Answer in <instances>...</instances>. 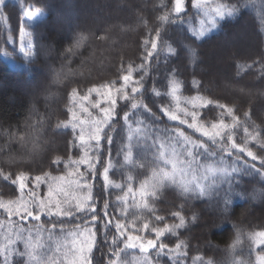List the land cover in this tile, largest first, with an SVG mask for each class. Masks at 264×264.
<instances>
[{"label": "trees", "instance_id": "16d2710c", "mask_svg": "<svg viewBox=\"0 0 264 264\" xmlns=\"http://www.w3.org/2000/svg\"><path fill=\"white\" fill-rule=\"evenodd\" d=\"M185 4V12L170 16L165 25L160 16L172 7V0H0L2 207L17 205L23 194L37 200L60 175L98 178L115 158L111 146L118 141L119 128L126 130L124 119L131 120L128 113L134 102L136 112L152 113L143 120L154 123L156 136L163 134L159 129L164 125L180 122V129L175 125L179 130L172 133L180 131L186 143L205 147L243 168L231 181L234 200L225 203L229 211L215 210L175 191L164 200L160 192L144 190L151 176L167 167L158 163L160 147L136 153V167L131 165L135 170L124 169L134 183L112 174L116 187L107 189L100 178L91 187L87 211L97 215L98 222L90 264H108L120 249L121 255L126 253L128 237L121 228L145 241L156 239L154 230L163 233L148 253L137 247L131 252L136 258L147 255L152 264H263L264 0H215L216 27L213 22L210 29L205 26L201 38L194 32L202 29L204 7H194L193 0ZM227 9L237 11L229 15ZM38 11L44 12L43 17L29 21L28 14L39 15ZM57 16L65 24H57ZM158 32L161 41L152 49L145 41L155 40ZM225 37L230 39L218 61L212 52ZM165 41L173 44L176 54L166 52ZM112 93L117 95L115 104L118 101L115 119H107L102 146L86 150L76 119L84 120L85 109ZM125 94L129 101L121 102ZM181 97L195 103L181 104L195 113L194 119L184 121L178 111ZM103 108L111 114L112 108ZM172 113L176 118L169 117ZM154 118L160 121L150 122ZM213 133L218 136L212 137ZM85 155L92 162L79 168ZM21 176L28 177L24 189L13 183ZM118 182L122 189H117ZM135 191L136 197H130ZM251 193L255 195L250 197ZM69 217L58 219L49 213L42 220H56L63 227L72 223ZM5 218L1 210L0 220ZM161 243L168 248L157 254ZM178 243L181 254L170 253Z\"/></svg>", "mask_w": 264, "mask_h": 264}, {"label": "rangeland", "instance_id": "374dc122", "mask_svg": "<svg viewBox=\"0 0 264 264\" xmlns=\"http://www.w3.org/2000/svg\"><path fill=\"white\" fill-rule=\"evenodd\" d=\"M214 1L215 0H200V7H204L203 18L200 21L201 28H205L206 26L210 29L213 16L215 17L219 14ZM37 13H39V15H31V13H29L27 16L28 20L34 22L44 15L43 11H38ZM37 15L38 18L35 19ZM56 20L58 21L57 24L60 22L62 23V19L58 16ZM205 22H208V24H205ZM245 27L246 23L243 22L241 28ZM236 34H239L237 35L238 38L242 37L241 32H237ZM228 39H230V37L223 38L220 46L214 48L212 56H214L216 60H220L218 54L222 53V46L227 45ZM131 81L130 79L125 83L129 85L132 83ZM217 81L221 82V77H218ZM16 82L19 84L21 83L20 81ZM27 82L25 85H29V82ZM124 96L125 95L120 97V101L128 102L129 99L125 100L123 98ZM116 97L117 95L115 93L106 94L99 98L96 105L85 109L83 112L84 120L79 118L76 119V127L80 130V138L83 136L86 140L82 141L80 139L83 145L86 146V150L92 148L99 149L100 146H102V143H99V147H97V142L91 139V137L93 135H99L101 137V142L104 141V136H102L101 133L108 129L109 118L105 115L106 109L103 107H110L114 110L118 103L117 101L115 104ZM191 101L192 100L185 101L184 98L181 97V99L176 102L178 111L184 116V121L188 117L194 119L195 113L188 108H182L181 105L182 102H186L188 105L194 106L195 103H191ZM102 105L104 106L102 107ZM132 105H130V109H133ZM129 112L131 120H129L127 116L124 119L126 130L119 128L118 141L111 146L115 157L112 162L116 168L113 169L112 163H109L110 166H106L100 173V176L98 175V178L95 176H91L90 178L83 174H79L78 176L76 174V176L69 175L66 176L67 178H64V176L61 177V175L57 176L53 179L45 195L40 197L42 199H40L39 203H37V200L32 201L33 197L23 194L24 196H20L18 201L15 202L17 205L0 207V211L3 210L4 215L7 217L0 220V250L5 254L13 249L22 253L13 255L11 257V264H71L72 260L79 253H73L70 250L76 247L79 240L83 239L88 245L94 244L96 247L95 239L97 235L95 234L98 222L96 218L97 215L94 217L87 211V206L91 198V187L93 184H99V178L102 180V183L104 182V187L107 189L116 187L115 185L117 184L110 179L111 173H116V175L121 174L117 177L118 180H120L126 173H129L128 171L125 172L124 169L130 168L135 170L133 166L135 165L136 167V153L142 154V152L148 150V148H161L163 153L160 155V161L158 163L165 165L167 169L154 173L144 187V190L149 192L158 191L164 200L168 199V194L175 191L181 195L193 197V200L198 201L203 206H212L215 210L222 208L229 211V206L225 203L230 204L232 200H234L230 197L231 194L234 193L231 190V186H233L234 183L231 181H233L237 174L242 172L243 168L241 167V163L225 161L218 153L205 150V147L202 148L203 150L199 149V146L195 143H186L182 132L177 131L176 134L172 133V131L180 129V122L178 124L164 125L165 130L163 128L159 129L163 134L156 136L154 132V123H147L143 120L144 115L152 116L151 112L141 113L136 112V110H130ZM169 117L173 119L176 118L173 113L169 114ZM157 121L160 120L154 118L150 122ZM194 121L195 120H193V122ZM175 125L179 127V129H177ZM97 129H100V131H96ZM116 130L117 128L113 131L115 132ZM216 135L218 136V133H213L212 137H217ZM249 157L254 160L252 156ZM91 162L92 161L87 156L81 159V163L80 165L78 164V167H87ZM131 165L133 166L131 167ZM88 168L91 169V166ZM125 177L130 179L132 183L135 182L132 177ZM119 185L120 187L117 189H122V183H119ZM60 189H64V191H60ZM254 193L256 194V190ZM254 193H251L250 197H252ZM124 196L125 194H123L122 197ZM130 197H136V191L132 192ZM40 204L46 207H55L58 213L63 211L65 213L64 215H56L58 219H60L59 217H69L68 213L76 211L75 215L69 217L73 220L72 223L68 226L60 227V225L56 223V220L54 222L42 220L44 215H39ZM22 206H26L28 210L21 211L20 209ZM129 209L133 211L136 209V205L134 208L131 207ZM147 209L148 208H145V210ZM30 212L36 213V215L29 216ZM49 213L50 211L46 212L48 215ZM29 220L34 222L31 223ZM225 222L227 221L223 220L222 223ZM75 223H80V225L73 226ZM121 231H123L124 236L129 237L131 235V233H128L129 231L127 232L123 228H121ZM38 244L42 246L37 247ZM95 247H91L90 249L91 256ZM135 251L136 247H128L126 253L123 252L124 255H121L122 253L118 251L117 253H119L121 264H142L143 258H136V255L133 254ZM83 255L87 256L88 252L85 251ZM110 259L111 260L108 261L110 263L108 264H114L117 257L114 255L113 258ZM0 264H2V258H0ZM145 264H147V262H145Z\"/></svg>", "mask_w": 264, "mask_h": 264}, {"label": "snow or ice", "instance_id": "6c2138e0", "mask_svg": "<svg viewBox=\"0 0 264 264\" xmlns=\"http://www.w3.org/2000/svg\"><path fill=\"white\" fill-rule=\"evenodd\" d=\"M193 6L194 7H200L201 6L200 0H193ZM185 8H186L185 0H172V7L169 10H167L163 15L160 16V20L163 21L164 24L166 25L168 23V21H169V17L170 16L171 17H179L181 13L185 12ZM227 11H228L229 15H233V14H235V12L237 10L236 9H227ZM172 22L175 23L176 20L173 19ZM212 27H216L215 22L212 23ZM206 31H207V29L202 28L201 30L194 32V36L196 38H201V37H203L205 35ZM161 35H162V33L158 32L156 34V39L155 40H153L151 42L145 41V43L146 44L151 43L152 49H156L158 47L159 42L161 41ZM165 43L167 44V47L165 49L166 52L169 53V54H172V55L176 54L177 49L173 46V44L172 43H168L167 41H165ZM157 94L159 95V93H157ZM123 98L125 100H127L128 99L127 94H125V96ZM137 106H138V104L135 103V102L132 105L133 109H135ZM109 111L110 110H106L105 111V115L108 116L109 120L115 119L114 110H111V115L110 116H109ZM96 131H100V129H97ZM205 134L207 135L208 133H205ZM80 139L83 141L85 139V137L82 136ZM91 139L95 140L97 142V147H99V143H100L101 137L99 135H93L91 137ZM247 155L252 156L253 159H256L254 153H252L251 151H248ZM260 162L262 164H264V160H261ZM5 179H8L7 175L5 176ZM26 179H28V177L21 176V177H18L17 181H13V183L15 184V183L19 182L20 188L24 189V188L27 187V185L24 183V181ZM60 191H64V189H60ZM40 199H42V198H37V203H39ZM0 207H2V205H0ZM20 210L21 211H27L28 209H27L26 206H22ZM47 211H50V214H52V215H57V214L64 215L65 214L63 211H60L58 213L57 209L55 207H50V206L46 207L45 205L40 204L39 215L43 216V215L46 214ZM29 215H36V213L30 212ZM68 215H71V213H68ZM181 226L182 225H177L176 227H181ZM167 230L169 232H172V226L171 225L167 226ZM154 234L156 236V239H147L146 241L141 236L130 235L128 237V240L125 243V247H132V248L138 247V248H140L141 252L148 253L150 249H153V248L157 247V240H159L160 237L163 236V233H156L155 230H154ZM173 234H175V233L173 232ZM260 239L262 241V244H264V233L260 234ZM114 243H115V241H114ZM40 246H42V245H39V244L37 245V247H40ZM91 247H94V244L88 245L85 240H83V239L79 240L77 242L76 247H74V248H72L70 250L73 253H76V252L79 253L72 260L71 264H90V261H91L90 249H91ZM166 248H168V246L163 244V243H161L159 245L157 254L163 253L164 249H166ZM179 249H180V243H178L175 246V249H169V252L172 253V254H175V255H180L181 253H180ZM85 251L88 252L87 256L83 255V253ZM119 251L122 252L123 249H120ZM19 254H22V253H19V251L15 250V249L10 250L7 254H5L2 250H0V258H2V264H5V262H6V264H11V257L13 255H19ZM114 255H116V257H117V260L114 262V264H121V261L119 259V253H114ZM261 261L264 262V258H261ZM145 262H147V264H152L151 259L147 255H145L143 257L142 264H145Z\"/></svg>", "mask_w": 264, "mask_h": 264}]
</instances>
